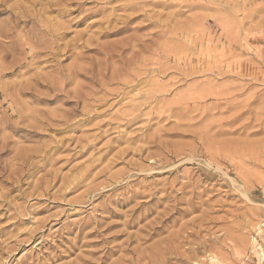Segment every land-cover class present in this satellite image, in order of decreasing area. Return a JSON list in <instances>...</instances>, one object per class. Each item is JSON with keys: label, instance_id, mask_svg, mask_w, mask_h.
Returning a JSON list of instances; mask_svg holds the SVG:
<instances>
[{"label": "rangeland", "instance_id": "1", "mask_svg": "<svg viewBox=\"0 0 264 264\" xmlns=\"http://www.w3.org/2000/svg\"><path fill=\"white\" fill-rule=\"evenodd\" d=\"M264 264V0H0V264Z\"/></svg>", "mask_w": 264, "mask_h": 264}, {"label": "bare ground", "instance_id": "2", "mask_svg": "<svg viewBox=\"0 0 264 264\" xmlns=\"http://www.w3.org/2000/svg\"><path fill=\"white\" fill-rule=\"evenodd\" d=\"M217 264H222V263H217Z\"/></svg>", "mask_w": 264, "mask_h": 264}]
</instances>
